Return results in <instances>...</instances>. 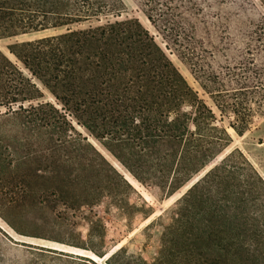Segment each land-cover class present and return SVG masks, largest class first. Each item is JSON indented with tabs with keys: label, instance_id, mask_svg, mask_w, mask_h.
<instances>
[{
	"label": "trees",
	"instance_id": "trees-1",
	"mask_svg": "<svg viewBox=\"0 0 264 264\" xmlns=\"http://www.w3.org/2000/svg\"><path fill=\"white\" fill-rule=\"evenodd\" d=\"M136 1L220 115L232 118L229 128L243 137L256 117H264V14L254 0ZM125 11L122 0H0V40L67 28L10 47L32 78L0 50V109L11 124L0 132V183L21 198L38 186L69 209L88 208L96 238L106 227L94 208L107 197L119 205L123 189L133 188L87 139L75 137L53 104L24 107L44 98L33 78L138 182L162 190L170 181L168 197L232 142L138 19L110 21ZM34 135L48 143L32 153ZM152 214L145 203V218ZM169 217L154 264H264V179L238 149L192 185ZM124 253L120 249L107 264ZM125 264L146 263L129 257Z\"/></svg>",
	"mask_w": 264,
	"mask_h": 264
},
{
	"label": "rangeland",
	"instance_id": "rangeland-1",
	"mask_svg": "<svg viewBox=\"0 0 264 264\" xmlns=\"http://www.w3.org/2000/svg\"><path fill=\"white\" fill-rule=\"evenodd\" d=\"M122 1L126 6L125 13L120 18H110V21L138 19L191 88L213 110L218 118V124L227 129L232 140L231 146L226 148V151L217 157L209 168L196 176L192 183L168 197L170 181L162 190L154 185L146 186L138 182L104 147L103 142L95 139L73 117L63 111V106L41 83L33 78V82L43 92L44 98L33 103H25L24 107L47 102L53 104L65 114L66 119L74 128L76 135L74 136L87 139V143L100 153L110 167L124 177L132 186L133 191L124 188L122 202L119 205L107 197L99 206L94 208V212L106 227L105 236L96 238L90 236L92 228L87 220L91 216L88 208H83L82 211L69 209L61 203L62 201L58 196L42 195L43 190L37 188L38 186H33L31 193L21 198L20 195H15L10 190H6L7 182L0 183V264H88L82 261L83 259L92 260L95 264H107L109 258L122 248L125 249V253L113 261V264H125L126 258L129 257L138 263L154 264L162 249L160 240L164 228L170 223L169 213L171 209L192 185L203 178L231 151L240 150L264 179V117H256L250 131L243 137H239L234 130L229 128V122L232 118L220 115L210 97L204 93L187 67L167 48L162 37L139 9L137 1ZM254 2L264 14L260 2L258 0H254ZM87 26L89 24L71 26V28L76 30ZM66 30V27L48 29L0 40V50L12 62L16 63L28 77L32 78L21 62L11 54L10 47L16 43L31 42L59 35L65 33ZM5 113L4 109H0L1 134L3 131L11 129V124L4 123L2 119ZM207 138L209 137L207 136ZM47 143L43 137L34 135L29 140V151L32 153L40 151L47 146ZM45 155H49V153L47 152ZM98 161L103 163L101 160H96V162ZM47 187L49 185L45 184V188ZM145 203L153 209V214L148 219L144 215ZM119 206L125 208L123 211L130 213V215H123V211L118 209ZM98 231L103 233L101 229ZM91 250L97 252L99 256L104 255V257L95 255Z\"/></svg>",
	"mask_w": 264,
	"mask_h": 264
}]
</instances>
